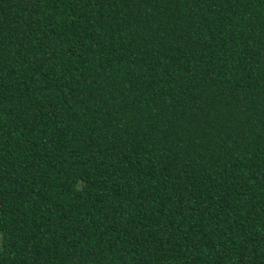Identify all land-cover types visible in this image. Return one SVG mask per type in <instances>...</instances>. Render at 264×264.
I'll list each match as a JSON object with an SVG mask.
<instances>
[{"label": "trees", "instance_id": "16d2710c", "mask_svg": "<svg viewBox=\"0 0 264 264\" xmlns=\"http://www.w3.org/2000/svg\"><path fill=\"white\" fill-rule=\"evenodd\" d=\"M0 264H264V0H0Z\"/></svg>", "mask_w": 264, "mask_h": 264}]
</instances>
